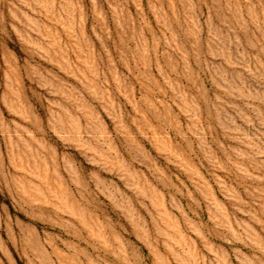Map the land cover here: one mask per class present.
<instances>
[{"label":"rangeland","instance_id":"rangeland-1","mask_svg":"<svg viewBox=\"0 0 264 264\" xmlns=\"http://www.w3.org/2000/svg\"><path fill=\"white\" fill-rule=\"evenodd\" d=\"M0 264H264V0H0Z\"/></svg>","mask_w":264,"mask_h":264}]
</instances>
